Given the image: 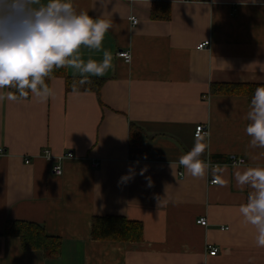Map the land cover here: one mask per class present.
Returning a JSON list of instances; mask_svg holds the SVG:
<instances>
[{
	"label": "crops",
	"instance_id": "1",
	"mask_svg": "<svg viewBox=\"0 0 264 264\" xmlns=\"http://www.w3.org/2000/svg\"><path fill=\"white\" fill-rule=\"evenodd\" d=\"M72 3L111 24L103 49L113 67L90 77L104 81L99 96L68 91L55 77L46 102L32 94L0 101V264H264L256 228L239 212L251 189L235 179L236 171L264 167V148L250 147L245 132L251 100L211 91L218 83L264 84V0ZM121 50L131 52L130 64ZM81 54L103 59L102 51L82 47ZM199 124L208 130L201 156L208 169L194 178L178 161L194 147ZM46 148L74 153L62 175ZM239 157L244 162L231 165ZM108 216L141 222L143 239H93V218ZM9 221L61 238L59 256L24 250L6 233Z\"/></svg>",
	"mask_w": 264,
	"mask_h": 264
},
{
	"label": "clouds",
	"instance_id": "2",
	"mask_svg": "<svg viewBox=\"0 0 264 264\" xmlns=\"http://www.w3.org/2000/svg\"><path fill=\"white\" fill-rule=\"evenodd\" d=\"M110 28L111 24L100 17L93 18L87 11L77 12L72 0H47V3L0 0V89H14L25 99L31 93L40 102H46L53 95L46 79L51 78L54 69L71 68L73 76L80 77L79 85L91 83L92 76H104L113 67L112 54L103 49V40ZM82 47L102 51L103 59L85 61ZM119 55L131 62V54ZM72 91H78L75 80ZM15 93L0 95V101L17 100ZM246 119L250 147L264 148V86L256 88ZM204 139L197 133L194 147L178 161L194 178H203L208 169V164L201 159L208 147ZM235 179L241 188L251 189L247 203L239 207V212L245 223L256 228V245L264 247V167L236 171ZM214 183L224 186L226 181L214 180Z\"/></svg>",
	"mask_w": 264,
	"mask_h": 264
},
{
	"label": "trees",
	"instance_id": "3",
	"mask_svg": "<svg viewBox=\"0 0 264 264\" xmlns=\"http://www.w3.org/2000/svg\"><path fill=\"white\" fill-rule=\"evenodd\" d=\"M169 18L168 12L164 16ZM163 17V18H164ZM67 68L54 69L51 78L46 79L50 88L51 80L55 77H63L66 81V89L72 91L74 80L77 81L79 91H94L100 95L103 80L91 79V83L79 85L80 78L67 75ZM264 84H225L218 83L212 85L211 91L224 94H243L252 99L257 87ZM15 93L14 89H10ZM18 96V93H15ZM31 93H29V96ZM17 99H23L18 96ZM136 127L132 125L131 128ZM133 134H138L134 132ZM8 235L18 237L24 250H42L48 257H57L61 250V238L49 236L44 228L36 223L24 221H9L6 225ZM92 238L116 241H141L143 239V224L138 221L127 220L123 217L108 216L94 217L92 222Z\"/></svg>",
	"mask_w": 264,
	"mask_h": 264
},
{
	"label": "built area",
	"instance_id": "4",
	"mask_svg": "<svg viewBox=\"0 0 264 264\" xmlns=\"http://www.w3.org/2000/svg\"><path fill=\"white\" fill-rule=\"evenodd\" d=\"M130 21H131V23H132L133 25H137V24H138V23H134V22H133V21H138V18H137L136 16H131V17H130ZM208 45H210V41H209V40L203 41V42H201V43H199V44L197 45V49H203V48H206ZM120 53H129V54H131L130 51H128V50H121V51H119V52L117 53V56L120 57V58H122L127 64H130V63L132 62V59H133L132 54H131L132 59H131V62L129 63V62H127V60H126L123 56L119 55ZM197 133H199L200 135L203 136V135H205V134L208 133V130H207V128H206L204 125L199 124V125L196 126L195 133H194V135H195L196 137H197ZM2 151H3V149H2V147L0 146V153H2ZM42 154H43V156L46 157L49 161L52 162V164H53V166H52V171H53V173L56 174V175H62L63 172H64V168H63V164H62V162H64L65 159H70V158H72V157L74 156V153L71 152V151H67V152H65L64 154L59 155V156H54V155L52 154V152L50 151V149H48V148L44 149L43 152H42ZM29 162H30V160L27 159V160H26V163H29ZM243 162H244V158H242V157H239V158H233L232 161H231V165H235V166H236V165H239V164H241V163H243ZM94 165L97 166L98 163L95 162ZM214 180H217V181H218V179H213V180L211 181V183L215 184V183H214ZM197 223L200 224V225H202V226H206V225L208 224V221H207V219H206L205 217H200V218L197 220ZM217 251H218V250H217L216 247H214V246L212 247L211 245L209 246V253H210L211 255H216Z\"/></svg>",
	"mask_w": 264,
	"mask_h": 264
}]
</instances>
